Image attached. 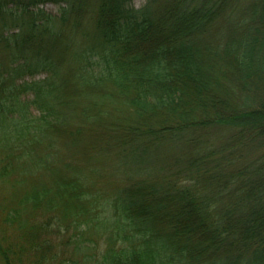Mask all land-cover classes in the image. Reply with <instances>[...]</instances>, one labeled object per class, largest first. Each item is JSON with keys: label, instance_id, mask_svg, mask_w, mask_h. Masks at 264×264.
<instances>
[{"label": "trees", "instance_id": "16d2710c", "mask_svg": "<svg viewBox=\"0 0 264 264\" xmlns=\"http://www.w3.org/2000/svg\"><path fill=\"white\" fill-rule=\"evenodd\" d=\"M0 195L2 264H264V0H0Z\"/></svg>", "mask_w": 264, "mask_h": 264}, {"label": "rangeland", "instance_id": "374dc122", "mask_svg": "<svg viewBox=\"0 0 264 264\" xmlns=\"http://www.w3.org/2000/svg\"><path fill=\"white\" fill-rule=\"evenodd\" d=\"M131 1H132V6L135 9L141 8L145 3V0H131ZM44 9L48 13H56V8L52 5H47L44 7ZM4 204L5 203L3 202V198L0 195V248H5L6 247L5 245L11 244V243L15 244L14 236L18 237V234H19L18 230L14 232L13 230L8 229L6 226H3L2 217H3V214H5L4 210H6ZM5 227L7 228V230ZM0 264H2L1 259H0Z\"/></svg>", "mask_w": 264, "mask_h": 264}]
</instances>
